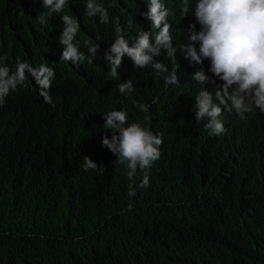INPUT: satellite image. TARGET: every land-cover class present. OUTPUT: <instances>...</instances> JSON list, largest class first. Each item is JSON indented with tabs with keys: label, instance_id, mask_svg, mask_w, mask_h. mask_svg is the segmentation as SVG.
I'll use <instances>...</instances> for the list:
<instances>
[{
	"label": "trees",
	"instance_id": "1",
	"mask_svg": "<svg viewBox=\"0 0 264 264\" xmlns=\"http://www.w3.org/2000/svg\"><path fill=\"white\" fill-rule=\"evenodd\" d=\"M43 12L32 0H0V55L46 57L60 68L51 32L38 25ZM116 14L108 13L109 22ZM130 18L123 23L133 27ZM172 20L178 46L189 33ZM155 59L168 60L164 52ZM130 78L155 106L137 110L141 124L163 141L144 188V172L129 177L108 149L89 157L103 175L83 170L73 137L95 132L84 114L82 82L61 84L54 112L37 124L0 118V264H264V113L241 119L233 112L242 121L228 118L226 134L209 139L183 76L178 86L187 105L179 120L170 119L153 85L142 84L157 76ZM106 99L97 96V105Z\"/></svg>",
	"mask_w": 264,
	"mask_h": 264
},
{
	"label": "clouds",
	"instance_id": "2",
	"mask_svg": "<svg viewBox=\"0 0 264 264\" xmlns=\"http://www.w3.org/2000/svg\"><path fill=\"white\" fill-rule=\"evenodd\" d=\"M32 3L44 10L38 25L51 32L60 68L46 57L41 58L45 62H34L0 55V118L37 124V118L54 112L61 84L70 87L82 82L84 114L90 116L95 132L83 139L73 137L79 141L78 153L85 156L84 171L103 175L104 168L89 157L108 149L117 157L114 164L125 167L129 177L137 169L144 172L140 187H147V169L160 158L163 141L141 124L137 110L143 106L149 113L155 106L140 97L130 78L133 73L160 79L142 84L154 86L160 103L173 116L170 119L176 120L183 119L187 105L178 86L183 76L195 120H207L204 133L209 139L226 134L228 118L242 121L245 113L256 109L264 113V0ZM108 13H117L114 21L109 22ZM128 15L137 21L135 26L123 23ZM172 17L183 22L189 33L178 46L173 45L172 31L177 26ZM92 18L99 24H89ZM180 31L179 35L187 34ZM163 52L168 60H156ZM177 52L182 54L176 57ZM105 94L107 99L98 106L96 97Z\"/></svg>",
	"mask_w": 264,
	"mask_h": 264
}]
</instances>
